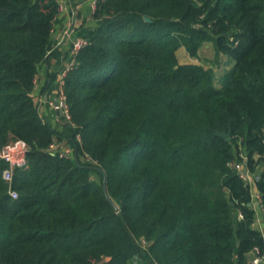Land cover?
<instances>
[{
	"label": "trees",
	"instance_id": "trees-1",
	"mask_svg": "<svg viewBox=\"0 0 264 264\" xmlns=\"http://www.w3.org/2000/svg\"><path fill=\"white\" fill-rule=\"evenodd\" d=\"M57 15L56 0H0V148L27 146L16 198L0 159V264H244L264 250L250 188L228 165L243 151L262 166L264 213V0H95L63 79L62 131L33 95ZM205 42L230 69L179 62L180 47L198 57ZM57 76L48 69L43 90Z\"/></svg>",
	"mask_w": 264,
	"mask_h": 264
},
{
	"label": "crops",
	"instance_id": "crops-1",
	"mask_svg": "<svg viewBox=\"0 0 264 264\" xmlns=\"http://www.w3.org/2000/svg\"><path fill=\"white\" fill-rule=\"evenodd\" d=\"M92 1L93 0H65V8L62 11L58 12L57 20L55 23V29L53 32L54 41H53L51 49L54 51V53L50 57L48 63L39 69V72L36 76L37 79L35 82V88L33 91V95H34V100L37 103L38 109L42 117L46 121H48L56 129L61 130V131L64 129V124L66 121L58 114V112L52 109L47 102L49 98L55 97V93H56L55 87H52V88L48 87L43 90V86L46 81V75H47L48 69L50 71L58 73V71L61 69V67L66 63V61L70 57V46H71L72 40L77 36H86V34L88 33L90 26L92 25V21H93L92 20V12H93ZM208 43L210 42H205L204 44H208ZM202 46L199 48V50L202 48ZM180 49H183L185 51L183 47H180L177 50V53ZM199 50H198V53H199ZM222 56L224 57L223 59H222ZM191 58H197V57H191ZM181 63L203 64V63H199L196 61H190V60L184 61ZM232 65H233V60L228 58L226 55H223V54L220 55V65L219 66L222 69V72L220 73V75L227 69H230ZM205 66H211V65L206 64ZM54 85L55 83H53V86ZM60 148L63 150L65 154L72 153V148H70V146L65 142L61 143ZM260 167L261 165L258 167V169ZM251 205H252V208L255 210V218H256V225H257L256 227H259L262 233H264L263 209L260 208L259 204L254 200L251 203Z\"/></svg>",
	"mask_w": 264,
	"mask_h": 264
},
{
	"label": "built area",
	"instance_id": "built-area-1",
	"mask_svg": "<svg viewBox=\"0 0 264 264\" xmlns=\"http://www.w3.org/2000/svg\"><path fill=\"white\" fill-rule=\"evenodd\" d=\"M57 1V9L58 12L62 11L65 8V0H56ZM92 7H95V0L92 1ZM88 43V39L86 36H77L72 40L70 46V57L66 61V63L61 67L58 71V88L55 93L54 98L48 99V104L52 109L58 114L66 118L70 119L68 104L66 101V95L62 87L63 79L65 75L68 73L70 69H72L76 64V55L78 51L84 47ZM56 98L57 102L55 103L54 99ZM55 144H51V148L54 147ZM26 151L27 146L25 143L19 139H14L12 141L7 142L0 148V159L7 162V166L2 170V178L7 183V192L12 198H16L18 196L17 191L13 188V177H14V168L15 167H24L27 164L26 159ZM87 158V156H86ZM88 159V158H87ZM246 155L242 151V160L240 162L229 161L228 165L231 166L237 173L238 177L243 181L245 185H248L251 191L252 200L251 202L256 201L260 208L263 209V204L261 201V196L256 187V181L259 179L260 171L262 166L257 170H250L246 165ZM239 217H242L241 213H238ZM252 225L256 227V218L254 219ZM258 228L260 231L261 229ZM262 232V231H261ZM264 237V233H262ZM145 244V241L143 240ZM244 264H264V250H261L259 247H254L251 253L248 255Z\"/></svg>",
	"mask_w": 264,
	"mask_h": 264
},
{
	"label": "rangeland",
	"instance_id": "rangeland-1",
	"mask_svg": "<svg viewBox=\"0 0 264 264\" xmlns=\"http://www.w3.org/2000/svg\"><path fill=\"white\" fill-rule=\"evenodd\" d=\"M178 55V60L179 62H184V61H196L199 63H203V64H208L214 66V69L216 71V76H219L220 73L222 72L221 67L217 64H214V62H212V60L214 59V49L212 47V45L210 43L208 44H204L202 46V48L199 50L198 53V57L197 58H191L183 49H180L177 53ZM224 57L222 56V59ZM217 84V83H216ZM132 264H149L147 261L145 260H139L136 261Z\"/></svg>",
	"mask_w": 264,
	"mask_h": 264
},
{
	"label": "water",
	"instance_id": "water-1",
	"mask_svg": "<svg viewBox=\"0 0 264 264\" xmlns=\"http://www.w3.org/2000/svg\"><path fill=\"white\" fill-rule=\"evenodd\" d=\"M55 103L57 102L56 98L54 99ZM58 112V111H57ZM219 135H222L223 137H228L229 136V133H225L224 131H221V132H217ZM103 191L104 193L106 194L107 196V192H106V186H105V182L103 183ZM108 197V196H107ZM109 198V197H108ZM108 259V257H107ZM105 259H102L98 264L102 263Z\"/></svg>",
	"mask_w": 264,
	"mask_h": 264
}]
</instances>
